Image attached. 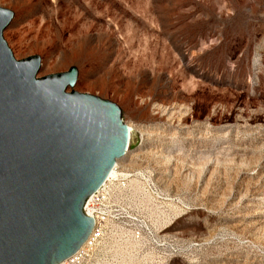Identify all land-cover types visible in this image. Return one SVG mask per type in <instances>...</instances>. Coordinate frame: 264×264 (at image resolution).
<instances>
[{
  "label": "rangeland",
  "instance_id": "1",
  "mask_svg": "<svg viewBox=\"0 0 264 264\" xmlns=\"http://www.w3.org/2000/svg\"><path fill=\"white\" fill-rule=\"evenodd\" d=\"M13 1L0 7L22 22L14 46L6 39L17 60L39 56V77L76 67L81 87L103 82L76 91L145 130L116 197L132 234L109 228L86 264H264V216L251 206L264 201V0ZM82 38L84 55L59 65ZM153 87L187 112L159 120L140 99Z\"/></svg>",
  "mask_w": 264,
  "mask_h": 264
},
{
  "label": "water",
  "instance_id": "2",
  "mask_svg": "<svg viewBox=\"0 0 264 264\" xmlns=\"http://www.w3.org/2000/svg\"><path fill=\"white\" fill-rule=\"evenodd\" d=\"M11 28L14 12L0 8V264H61L90 236L84 206L129 129L117 104L73 89L76 67L39 77V56L17 60Z\"/></svg>",
  "mask_w": 264,
  "mask_h": 264
},
{
  "label": "bare ground",
  "instance_id": "3",
  "mask_svg": "<svg viewBox=\"0 0 264 264\" xmlns=\"http://www.w3.org/2000/svg\"><path fill=\"white\" fill-rule=\"evenodd\" d=\"M26 1V0H25ZM24 0H14L13 3L14 5L16 6V8L18 9H21L26 5L27 3L30 1H27L25 2ZM29 5V4H28ZM28 7V6H27ZM26 7V8H27ZM0 8H3V7H0ZM3 9H6V8H3ZM9 10V9H7ZM11 11V10H9ZM17 11V10H16ZM20 11V10H19ZM13 12V11H11ZM15 19V18H14ZM16 24H14V28H12L11 30H4V35H5V38L7 39V41L9 42L10 45L14 46V43H15V40L16 38L19 36L20 32H21V26H22V22H16ZM6 41V42H7ZM8 44V43H7ZM90 44H88L86 41H85V38H82L81 41H79L73 48V52L71 53H66L63 55V58L59 61V65H62V66H65L69 63H71L72 61L76 60V59H79L81 58L84 53H85V50L87 49V47H89ZM9 46V45H8ZM10 48V47H9ZM13 52V51H12ZM14 55V54H13ZM15 57V56H14ZM46 68V64H42L41 62V69H40V72L42 70H44ZM46 71H49V70H46ZM84 78L86 79V81H89L88 80V77L85 76L83 78H81V76H79L78 74V80H77V83L75 85V87L73 88L75 90V88H79L81 90H84V89H89L91 88L92 91H95L96 89H99L102 87L103 85V82H100V83H97V85H85L83 87H81L80 85L81 84H86L84 82ZM169 80V79H168ZM169 82L166 81V83L163 82V84H165L166 86L168 85ZM165 85H164V88H165ZM94 86V87H93ZM168 87V86H167ZM151 89V88H150ZM158 88H152V90L150 91V96L153 97V99H150V102L149 103V99H147V94L145 95H140V99H141V102L142 103H145L147 108L149 107V105H153L152 109H153V113L156 114V116L159 117V120H161L160 118L164 116H172L174 114H176V111H179L181 114V112H187V109H189L187 107V105H184L182 103H175L173 101L176 100V98H179L181 95L180 94H173V93H169L168 91H159L157 90ZM72 89L69 88L68 91L70 92ZM76 91V90H75ZM78 92V91H77ZM146 110V109H145ZM189 111V110H188ZM149 112V111H148ZM185 114V113H184ZM187 114V113H186ZM151 115V113H150ZM155 116V117H156ZM149 117V116H148ZM178 117V116H177ZM157 118V117H156ZM155 119V118H154ZM186 124V123H185ZM187 125V124H186ZM127 127L129 129V145L131 144V141H132V137L134 135V133L137 131V132H141V133H144L145 130L142 129L141 126H138L134 123H128L127 124ZM187 127V126H186ZM183 128V127H182ZM159 134V132H158ZM162 137V136H161ZM130 147V146H129ZM155 155V154H154ZM139 156V155H137ZM156 156V155H155ZM161 156V155H160ZM127 157H129V149L128 151L126 152L125 156L122 157L121 159H118L116 161V166L115 168L112 170L111 172V175L110 177L111 178H116V177H123L125 179H128L127 176L128 174H125L124 171L126 172L125 170V166H122V162L123 160H125ZM162 157V156H161ZM168 159V158H167ZM133 160H137L136 157H132L130 156V161L133 162ZM119 169H122L123 171H119ZM130 182V181H129ZM130 187V186H129ZM258 190V189H256ZM255 190V191H256ZM256 193V192H255ZM258 194V193H257ZM256 195V194H255ZM255 201L253 204H251V206H255L257 208V211H256V214L258 216H264V201L262 200H259L258 198V195L254 198ZM250 204V203H249ZM249 207V206H248ZM253 208V207H252ZM261 221V220H260ZM259 221V223H260ZM264 222V221H263ZM261 224V223H260ZM259 224V226H260ZM264 226V224H263Z\"/></svg>",
  "mask_w": 264,
  "mask_h": 264
},
{
  "label": "built area",
  "instance_id": "4",
  "mask_svg": "<svg viewBox=\"0 0 264 264\" xmlns=\"http://www.w3.org/2000/svg\"><path fill=\"white\" fill-rule=\"evenodd\" d=\"M129 149V145L127 151ZM111 175V174H110ZM107 178L103 185L86 202L84 212L94 219V228L85 244L61 264H86L98 251L109 228L131 233L132 215H125L116 205L118 193L126 190L128 183L123 177Z\"/></svg>",
  "mask_w": 264,
  "mask_h": 264
}]
</instances>
